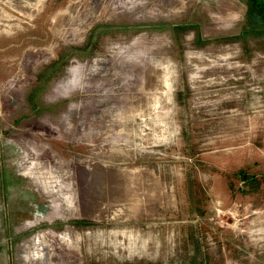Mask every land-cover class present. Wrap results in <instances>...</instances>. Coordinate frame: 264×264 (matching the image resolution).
<instances>
[{
  "label": "rangeland",
  "instance_id": "1",
  "mask_svg": "<svg viewBox=\"0 0 264 264\" xmlns=\"http://www.w3.org/2000/svg\"><path fill=\"white\" fill-rule=\"evenodd\" d=\"M0 264H264V0H0Z\"/></svg>",
  "mask_w": 264,
  "mask_h": 264
}]
</instances>
